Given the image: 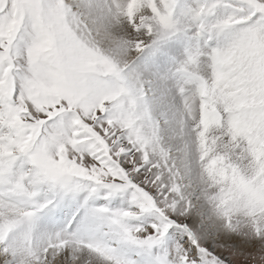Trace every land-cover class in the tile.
<instances>
[{
    "label": "snow or ice",
    "instance_id": "6c2138e0",
    "mask_svg": "<svg viewBox=\"0 0 264 264\" xmlns=\"http://www.w3.org/2000/svg\"><path fill=\"white\" fill-rule=\"evenodd\" d=\"M0 264H264V0H0Z\"/></svg>",
    "mask_w": 264,
    "mask_h": 264
}]
</instances>
